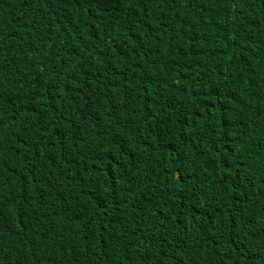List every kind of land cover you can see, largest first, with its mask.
<instances>
[{
	"label": "trees",
	"instance_id": "obj_1",
	"mask_svg": "<svg viewBox=\"0 0 264 264\" xmlns=\"http://www.w3.org/2000/svg\"><path fill=\"white\" fill-rule=\"evenodd\" d=\"M0 264H264V0H0Z\"/></svg>",
	"mask_w": 264,
	"mask_h": 264
}]
</instances>
